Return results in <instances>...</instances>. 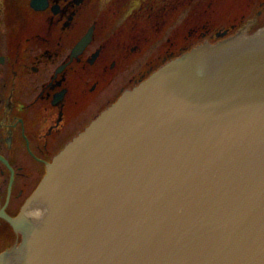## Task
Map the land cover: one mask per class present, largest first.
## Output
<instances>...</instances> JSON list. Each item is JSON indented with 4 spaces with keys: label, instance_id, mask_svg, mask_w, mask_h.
Returning <instances> with one entry per match:
<instances>
[{
    "label": "water",
    "instance_id": "95a60500",
    "mask_svg": "<svg viewBox=\"0 0 264 264\" xmlns=\"http://www.w3.org/2000/svg\"><path fill=\"white\" fill-rule=\"evenodd\" d=\"M247 29L164 63L67 142L0 264H264V26Z\"/></svg>",
    "mask_w": 264,
    "mask_h": 264
},
{
    "label": "flooded vegetation",
    "instance_id": "af4514ba",
    "mask_svg": "<svg viewBox=\"0 0 264 264\" xmlns=\"http://www.w3.org/2000/svg\"><path fill=\"white\" fill-rule=\"evenodd\" d=\"M238 2V12L218 28L208 15L213 0H107L83 31L87 0H0V253L19 243L9 220L47 164L124 90L201 42L264 25V0ZM113 17L121 21L106 36ZM90 29L91 41L75 52ZM143 48L155 49L139 62ZM136 64L114 86L117 69Z\"/></svg>",
    "mask_w": 264,
    "mask_h": 264
},
{
    "label": "rangeland",
    "instance_id": "374dc122",
    "mask_svg": "<svg viewBox=\"0 0 264 264\" xmlns=\"http://www.w3.org/2000/svg\"><path fill=\"white\" fill-rule=\"evenodd\" d=\"M208 1L209 0H201V3H204V2L207 3ZM221 1H223L224 5L219 8V0H213V2L215 4H214V6L211 5V7L213 9L208 13V15H211V21L213 23H216V25H218L217 26L218 28L221 27L223 25V23H225V21H226V20H224L225 18H229V17L231 18L232 15L236 14L238 12L239 8H240V3L238 2V0H221ZM106 2H107V0H93V2H91L90 0H87V5L84 8V9H87V11L84 12L85 15H86L87 21L83 23V27H82L83 31H86L88 26L92 22H94V20L96 19L97 13L99 11H101V9L104 7ZM199 7L200 6L198 5V8ZM225 8L229 9V10H227L226 12H223ZM91 9H93V11H91ZM120 21H121V17H113V21H111V23L106 27V32H103V33L106 36L107 35H112V33L114 31V28L118 27ZM144 22H146V20H144L142 23H144ZM182 32L183 31L181 29L180 33H182ZM161 34H165V33H161ZM150 35H153V33H150ZM150 39L153 40V37H150ZM99 44H100L99 40L95 41L92 44V46L90 47V50L94 49V47H97ZM143 49L146 50V52L140 58L139 62L145 61L150 56V54L152 53V51L155 48H151L149 50H147L146 48H143ZM136 57H138V55H133L132 56V58H136ZM137 66H138L137 64L134 67H130L128 65H123V66H121V68L117 69V71H116L117 75L114 78V86L119 81L124 80L127 77H129V75H131L136 70ZM122 69H124V70H122Z\"/></svg>",
    "mask_w": 264,
    "mask_h": 264
}]
</instances>
